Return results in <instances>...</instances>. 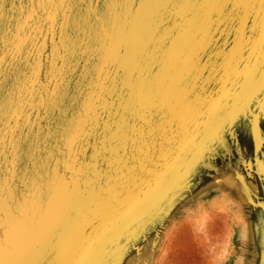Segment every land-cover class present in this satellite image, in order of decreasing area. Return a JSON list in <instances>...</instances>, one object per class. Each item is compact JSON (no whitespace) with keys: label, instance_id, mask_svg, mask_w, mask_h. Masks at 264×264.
<instances>
[{"label":"rangeland","instance_id":"1","mask_svg":"<svg viewBox=\"0 0 264 264\" xmlns=\"http://www.w3.org/2000/svg\"><path fill=\"white\" fill-rule=\"evenodd\" d=\"M0 264H264V2L0 0Z\"/></svg>","mask_w":264,"mask_h":264},{"label":"snow or ice","instance_id":"2","mask_svg":"<svg viewBox=\"0 0 264 264\" xmlns=\"http://www.w3.org/2000/svg\"><path fill=\"white\" fill-rule=\"evenodd\" d=\"M262 2H264V0H262Z\"/></svg>","mask_w":264,"mask_h":264}]
</instances>
